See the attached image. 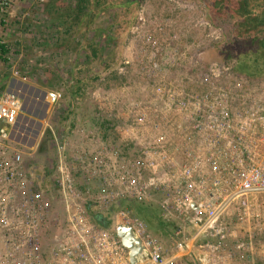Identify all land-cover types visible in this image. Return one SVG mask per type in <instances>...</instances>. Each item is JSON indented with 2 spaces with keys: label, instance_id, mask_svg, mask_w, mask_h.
Wrapping results in <instances>:
<instances>
[{
  "label": "rangeland",
  "instance_id": "374dc122",
  "mask_svg": "<svg viewBox=\"0 0 264 264\" xmlns=\"http://www.w3.org/2000/svg\"><path fill=\"white\" fill-rule=\"evenodd\" d=\"M32 1L34 0H18L19 5L25 6L24 10L28 12L27 17L31 16L33 11L39 9L37 6L35 8V5H30ZM40 1L46 2L47 0ZM223 1L141 0L138 3L135 21L125 31L119 54L120 57L119 60L117 59L115 75L109 79H98L96 81L98 84L95 86L91 82L88 83L84 97L75 112L74 109L70 112L66 110L65 102L62 101L61 88H57V86L56 88H47L45 86V95L48 91L56 90L60 93V96L54 103L46 100L51 106L52 113L45 111L43 119H46V121L44 120V123L42 119L36 117L34 119L36 130L26 142L18 140L17 142L20 144L16 143V147L24 151L23 155L27 165L31 166L33 163H37L40 168L49 161L55 166L56 147L51 131L46 127V124H50L62 136L66 165L73 173H77L74 177L72 176V180L76 188L82 192V208L91 217L87 212V208L90 207L92 201L101 203L106 209L112 200H116L120 196L117 195V190L122 189L124 186L122 171L118 172V174H110L111 176L107 178L108 185L105 190H99V183L94 179V176L89 175L90 173L86 177L85 173L82 174L78 171L79 167L85 170L88 169L86 172L92 170V161L87 160L86 156H89L90 159L92 158L91 154L97 146L96 138L98 136H102L103 150L105 146L107 149L110 148L114 153V159L120 165L125 164V162L127 164L128 162L133 163V161L136 164L139 160L140 148L143 145H149L151 142L154 143V135L158 132H163L166 135V153L170 155L165 157L169 158L166 164H169L170 157L174 163L173 167L168 169L175 168L177 163L180 164L187 158L185 154H182L180 160L177 155L175 156V149L172 148L174 138L177 140L182 139L185 120L179 114H175L173 105L171 106L170 104L169 107H164L165 100H162V97L164 98L165 95L163 96V94H166L169 88L171 89V96H177L173 90L177 92H183L184 90L198 98L207 93L215 94L218 88H224L228 91V96L237 97L226 102L232 107L242 101L244 102L238 106H247L248 102L260 103L264 106V76L261 78L249 77L244 73L241 74L234 71L232 67L236 59L235 56L230 57V53H228L230 40L227 39L239 36L243 32L240 31V28L234 27L233 22H235V19L232 20L234 13L231 12L230 8L224 7ZM231 1L239 3L238 0ZM10 2H16V0H9ZM11 6L8 7V10ZM247 11L259 18L257 22L254 21V24L250 26L247 32L264 39V0H249ZM96 14L94 22L91 23L92 27L106 26L111 22V19L122 18L123 12L118 9L108 8L105 11H96ZM29 19L34 25L36 21L41 30L43 29L49 36L55 37L57 34L60 36L61 39H58V41L55 38H49L48 40L50 45H54L55 41V44L62 42L61 44L59 43L56 49L53 48L52 50H56V55L60 56V53L63 52V57L68 56L69 59L66 60L68 62H74L76 59H78V62L83 60L79 46L82 42L87 43V39L89 40L93 37L91 33L87 34L84 31V27L78 28L76 23L70 26L68 33H65L64 27L62 29L57 27V20H54L52 16L45 14L43 16L36 15V17H29ZM239 26L242 27L241 24ZM114 31L118 33L119 27ZM28 32L31 31L28 30ZM118 39L120 40V38ZM103 43L101 50H104V54H109L113 49L118 51L114 44L107 41ZM58 48H62L65 51H59ZM48 50L43 49L42 56L49 54ZM35 52L38 53L40 51L36 48H30L21 53L19 50L18 57L16 56L13 58L14 60H11L13 62L17 60L16 67L18 69L28 63V68L33 73L30 76L36 81H40L44 71L39 69H42L45 65H51V62H46L49 58H45L47 60L44 61L43 57V60L40 61ZM226 53L228 54L227 56ZM212 56L215 58H209ZM56 62L58 63H53L52 65L63 66V68L57 72L58 75L55 74V77L59 76L57 77L58 79L60 77L68 79L71 70L67 72L65 69L70 67V64L62 62L60 59H57ZM6 67L8 65H0V83L4 75H7V77L15 74L20 76V72L16 71V69L5 70ZM212 71L218 72L219 75L216 77L212 76ZM206 75L208 80L201 82L200 79H203ZM158 86L162 87L159 91H157ZM169 101H173L172 97H170ZM98 105L101 107L99 108ZM143 106H145V109H143ZM110 111H113L115 116L108 115ZM96 113H101L98 116L102 121L105 120L102 123L111 122L113 126L116 124V128L106 126L100 130L97 126H93L92 123ZM125 113L128 121L133 123L134 138L136 137L138 141H136V148L131 146L129 149L132 153L131 158L127 156L130 161H126L127 151L124 152V147L126 148L127 144L123 142V139L119 138L118 140L117 138L119 133L122 132L124 134L125 123L123 122L125 121ZM142 113H145L147 122L145 117L142 120ZM80 118L82 120H79ZM262 139H264V134ZM174 144L177 145V141ZM150 147L149 153L151 157L162 165L164 158L161 159V154H158L152 145ZM250 151L255 156L253 158H245L243 160L244 165L248 162H253L260 163L264 167V140L259 141L257 147H250ZM216 161L219 165H224L223 163L227 162L226 159L220 160L218 158ZM121 168L119 169L123 170V167ZM205 170H208L211 175V167L206 165ZM209 172L207 173L209 174ZM42 188L41 191L39 190L40 192L38 191L36 198L41 203L43 201L46 204V206L42 207L44 210L42 216L48 219L44 231L47 232L46 229L48 227L50 231H53L52 234L47 232V235H44L42 240H45L49 244L48 246L54 247L53 245H56L55 243L57 242L54 239L55 234L61 230L59 229L60 222L65 211L60 190L56 186H51L50 183ZM109 189L116 191L117 194L110 193L106 201L100 199L99 195ZM125 195L134 197L129 194ZM135 198L158 205L163 210L166 218H171L175 221L176 228L171 226L167 230L165 228L161 229L162 231L156 230L146 224L136 212L118 209L113 214V226L110 229H106L114 232L116 224L121 222V214L126 212L131 217L139 219L143 223L145 230L151 236L156 237L164 249L169 250L173 246L174 235L177 233L181 222L174 215H168L161 207L160 200L163 198V194L158 190L148 189L141 197ZM45 211H48V214ZM229 216L230 226L236 230L239 238L246 241L250 239L251 253L247 252V250L243 252V255L245 253L247 258H244L240 251L237 250L234 252V258L241 264L244 261L246 264H254L256 262L264 264V193L250 195L243 201L237 200L230 207ZM247 249L249 250L248 247Z\"/></svg>",
  "mask_w": 264,
  "mask_h": 264
},
{
  "label": "built area",
  "instance_id": "2783aa9c",
  "mask_svg": "<svg viewBox=\"0 0 264 264\" xmlns=\"http://www.w3.org/2000/svg\"><path fill=\"white\" fill-rule=\"evenodd\" d=\"M8 5L9 0L0 1V14ZM211 75L216 77L219 73L212 71ZM207 80V75L200 79ZM173 92L177 96H171L169 88L162 100L164 107L173 105L175 114L185 120L181 142L187 147L183 152L187 158L168 169L174 163L170 157L166 164L169 158L165 157L170 156L166 153L167 139L165 133L158 132L154 143L140 148L136 167L122 170L124 186L117 190L118 194L109 189L99 195L106 201L110 193L141 197L148 189L158 190L163 194L161 207L181 222L173 246L166 250L139 219L123 212L118 224L129 226L141 246L134 262L115 231L97 225L82 208V192L67 169L62 136L50 124L46 127L57 152L52 179L60 190L67 226L53 248L40 247L38 230L43 206L36 198L24 151L8 136L20 110V99L0 92V264H234L236 250L251 253L250 239L238 238L228 218L234 202L264 193L263 165L243 162L255 156L250 147L255 148L264 140V106L255 102L238 106L242 101L232 107L226 102L237 97L228 96L224 88L201 98L184 90ZM59 96L56 90L47 92L51 103ZM170 97L173 101H169ZM142 114L143 120L145 113ZM151 145L164 158L162 165L151 157ZM107 151L105 146L104 152ZM217 158L227 162L219 165ZM98 159L92 172L102 170L98 165L103 161ZM206 165L211 167V175L205 170ZM103 179L101 190L108 185V179Z\"/></svg>",
  "mask_w": 264,
  "mask_h": 264
},
{
  "label": "trees",
  "instance_id": "16d2710c",
  "mask_svg": "<svg viewBox=\"0 0 264 264\" xmlns=\"http://www.w3.org/2000/svg\"><path fill=\"white\" fill-rule=\"evenodd\" d=\"M58 0L57 8L54 5L49 7L50 14L54 13V20H57V27L68 33L70 26L78 24L77 27H84V31L87 34H92L93 37L86 42H82L79 46L81 49L83 60L78 62V59L74 62H68L70 67L65 71H70L68 79L63 80L60 77V82H53L49 79V74L58 72L60 66L48 64L45 65L44 75L49 79V87L61 88L62 101L65 102L64 106L67 111H72L73 108L78 106L83 99L85 88L88 83H93L94 86L98 84V79H109L115 75L116 64L119 60V54L122 47V40L125 36L127 28L135 21L136 11L138 9V3L141 0ZM224 0V7L230 8L234 13L232 20L234 27L240 28L243 33L239 36H235L230 40L229 51L230 57L235 56L236 61L232 64L234 71L245 74L249 77L261 78L264 76V39H261L254 34H250L247 30L254 21L257 22L259 18L254 16L251 12L247 11L249 0ZM207 5V4H206ZM221 5V6H223ZM118 9L123 12L122 18L112 20L106 26H91L97 16L96 11H105L106 9ZM219 8V7H217ZM59 10H62L59 12ZM8 16L7 10L0 14V25L5 22V18ZM231 20V22H232ZM238 21V22H236ZM235 23V24H234ZM238 23V25H237ZM242 25L239 26L240 24ZM115 27V28H114ZM117 27V28H116ZM118 33L114 30L118 29ZM244 27V28H243ZM2 33H0V65H9V50L10 47L4 41H2ZM51 38H54L50 36ZM120 38V40L118 39ZM61 38H59L60 40ZM259 40V41H258ZM114 44L118 49L112 52L105 53L101 50L103 42ZM262 41V42H261ZM62 43V42H61ZM60 43V44H61ZM65 45V44H64ZM66 47V46H65ZM76 48V47H75ZM67 49V48H66ZM19 53V49L16 50ZM228 54L226 53V56ZM209 58H215L214 56ZM118 59V60H117ZM64 68H66L64 66ZM6 75H4L5 77ZM75 81V82H74ZM5 84V78L0 83V90ZM90 207L87 208V212L90 214L92 220L99 226L110 229L113 226V214L118 209H126L134 211L136 214L150 227L156 230L168 229L171 226L176 228L175 221L171 218H166L163 210L152 202L140 200L135 197H129L127 195L119 196L116 200L110 202L109 207L104 209L103 205L97 201H92ZM162 231V230H161Z\"/></svg>",
  "mask_w": 264,
  "mask_h": 264
},
{
  "label": "crops",
  "instance_id": "0c3cea01",
  "mask_svg": "<svg viewBox=\"0 0 264 264\" xmlns=\"http://www.w3.org/2000/svg\"><path fill=\"white\" fill-rule=\"evenodd\" d=\"M65 1L66 0H62ZM61 1V2H62ZM58 0H47L46 2H41L40 0H34L32 1V3L30 5H35L39 7V9H37L36 11H33V13L31 14V16H29L30 18L36 17V15H48V16H54L53 14H50L49 12V7H51V5H54V8H57L58 6ZM12 5V6H11ZM11 6L8 10V7ZM9 6L6 8L7 12H8V16L5 18V22L0 25V31L3 35L2 37V41L6 42L8 44V46L10 47L9 50V60H10V64L8 65V67L5 68V70H15L20 72V76L19 75H14V76H10L7 77V75L4 77L2 76V78H5V84L4 86L1 88L0 92H6L9 94H13L16 97H18L20 99V110L19 113L17 115V119L16 122L13 126H11L10 128V132H9V137L12 139V143L16 146V143H18V140H23L26 142V140L29 138V136H31V134L36 130L35 129V118L38 117L40 119H42V122L46 119H43L44 113L47 110L48 112H51V106L50 104H48L46 102V100L48 102H50L47 98V93L45 95V86L48 88L49 86V82L50 80L54 81V82H60L58 80L57 77H55V73H50L49 74V79L45 78V75H43L42 79L40 81H36V79H34L33 77L30 76V74H33L30 71V68H28V63L26 65H22V67H20V69H18L16 66V61L14 62L12 60H14L13 58L17 56V49L20 50V52H25L27 49H37L40 52H35L37 57L39 58L40 61H42L45 58H49L48 61L46 62H51V66L53 63H58L56 62L57 59H60L62 62H68L66 60H68V56L66 55V57H63V52L60 53L59 55L55 54V51H52L53 48L56 49L57 46L59 45V43L61 42H57L58 39L60 38V36L57 34V36H55L54 38L57 39L54 42V45H50V41L48 43L49 38H51L48 34H46L45 31H43V29L41 30V27L39 25H37L38 23H36L35 21V25L32 24V21L29 19V17H27L28 12H26L24 10L25 6L24 5H19L18 0H16V2H10ZM62 10H59V12H61ZM36 14V15H35ZM27 17V18H26ZM28 30H30L31 32H28ZM54 41V40H53ZM52 48V49H50ZM43 49H49L48 52L49 54L42 56L43 54ZM59 51H63L64 49L62 48H58ZM65 51V50H64ZM20 53V54H21ZM18 57V56H17ZM43 57V59H42ZM12 59V60H11ZM44 62V63H46ZM60 68H63L60 67ZM38 70V69H37ZM44 71V68L39 69ZM56 75H58L57 71H56ZM31 77V78H30ZM67 78L63 79L66 80ZM35 80V81H32ZM52 81V82H53ZM5 88V89H4ZM53 88V87H50ZM58 88V87H57ZM47 92V91H46ZM51 103V102H50ZM80 105V104H79ZM99 108L101 107L100 105H98ZM78 106L75 107H71V109H74V112L77 110ZM98 115H101V113H96L95 117L93 119V126H97L98 129L102 130L103 128H105L106 126H113V124L110 122L108 123H102L105 122V120H101L100 117ZM108 115H113L115 116V113L113 111L108 112ZM79 120H82L81 118ZM114 120V119H112ZM124 122L125 123V130H124V134L119 133V135L117 136L118 140L119 138L123 139L127 145L126 148L124 147L125 151H127L126 154V161H130L128 159L131 158L132 153L131 150H129L131 148V146L135 147L136 145V137L135 133L133 132V123L132 121H128V117L127 114L125 113L124 116ZM44 121V122H45ZM43 122V123H44ZM118 126V125H117ZM116 128V124L113 126ZM112 127V128H113ZM119 132V130H117ZM117 132V133H118ZM117 135V134H116ZM175 137V136H174ZM102 140V136H98L96 138V142H97V146L94 149V152H92V158L90 159L89 156H86L87 160H91L92 163V167L91 169H95L96 167V163L98 162V158H101L103 161V164L100 166L98 165L100 168H102V170H99L97 172H92V170L90 172H86L88 171L85 169H82L81 167H79V172L84 174L87 177L88 173H90L89 175L94 176V179L97 180L98 187L99 190L102 189V187H104V185L102 184V180H104L103 178H108L113 174H116L120 171H122L121 167H123V170L125 169H133L136 167L137 164L132 162H125V164L120 165L117 164L116 159H114V153L112 152V150L110 148H108L107 152H104L103 150V142H101ZM177 141V145H175L174 143ZM181 140H177L174 138L173 143H172V148L175 149L174 153L175 156L177 155V157L180 158L182 157L183 152L187 149L186 146H183V143L181 142ZM138 142V141H137ZM182 143V144H181ZM20 144V143H18ZM136 148V147H135ZM171 148V149H172ZM185 149V150H184ZM128 156V157H127ZM81 158V156H80ZM37 163H33L31 166H34ZM39 166V164H37ZM119 165V166H118ZM26 166L28 167V169H30L31 166H28L26 163ZM121 168V169H119ZM55 166L52 165V163H50L49 161L46 163V165H43V167H40L39 169H35L33 168V171H30V174L32 176L33 179V186H34V192L35 194L39 193L43 188V186H47L48 183L51 184V186H55L54 185V180L53 175L55 172ZM69 173L71 174V176L74 177V175H76L77 173H73L72 170H70L69 168H67ZM77 172V171H76ZM37 174H39L41 177H37ZM111 174V175H110ZM43 176V177H42ZM40 190V191H39ZM39 191V192H38ZM31 205L33 206V203H31ZM30 205V206H31ZM63 205V204H62ZM42 206H46V204L42 201ZM42 215L44 213V210L42 209ZM46 214H48V211H45ZM65 213V212H64ZM48 219L44 218L42 216L41 220H40V224H39V237H38V242L40 247L44 250V249H51L53 248L52 246H48L49 244L45 241L42 240V238L44 237V235L48 234H52L53 231L46 229L47 232H45V226L47 224ZM52 223V222H50ZM60 227L59 229H61L59 231V233L55 234V238L53 236V238L55 239V241L57 240V242L55 244H58L59 240L62 238L63 236V231L65 230L66 226H67V221L65 219V214L62 218V221L60 222ZM239 238V236H238ZM55 246V245H53ZM243 252H240L241 255H243ZM250 253V252H249ZM244 258H247V255L244 253ZM246 256V257H245ZM247 260V259H245ZM245 262V261H244ZM243 264H246L244 263ZM234 264H241L239 261H237L234 258ZM254 264H259V262H256Z\"/></svg>",
  "mask_w": 264,
  "mask_h": 264
},
{
  "label": "water",
  "instance_id": "95a60500",
  "mask_svg": "<svg viewBox=\"0 0 264 264\" xmlns=\"http://www.w3.org/2000/svg\"><path fill=\"white\" fill-rule=\"evenodd\" d=\"M33 168L38 169L39 167L37 164H35L34 166L30 167V171H33ZM37 177H41V176L37 174ZM114 230L116 235L119 236V238L121 239V242L129 248L130 260L134 262L135 254L140 250L141 247L139 240L133 236V232L131 228L127 225L116 224Z\"/></svg>",
  "mask_w": 264,
  "mask_h": 264
}]
</instances>
